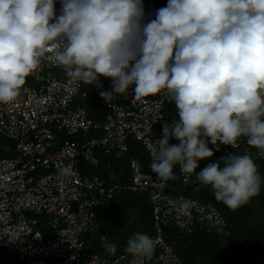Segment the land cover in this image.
<instances>
[{
	"label": "clouds",
	"instance_id": "clouds-1",
	"mask_svg": "<svg viewBox=\"0 0 264 264\" xmlns=\"http://www.w3.org/2000/svg\"><path fill=\"white\" fill-rule=\"evenodd\" d=\"M60 2L57 16L56 0H0V104L14 102L45 60L74 81L100 86L110 78L112 90L100 92L106 101L132 85L136 102L164 94L178 119L149 145L157 178L175 179L179 165L232 210L260 194L258 166L247 153L196 169L214 155L209 140L235 149L246 138L264 157V0H168L146 24L142 0ZM100 239L115 253L109 237ZM154 251L142 233L125 248L132 264Z\"/></svg>",
	"mask_w": 264,
	"mask_h": 264
},
{
	"label": "built area",
	"instance_id": "built-area-1",
	"mask_svg": "<svg viewBox=\"0 0 264 264\" xmlns=\"http://www.w3.org/2000/svg\"><path fill=\"white\" fill-rule=\"evenodd\" d=\"M148 2L142 0L144 14ZM51 67L62 68L43 61L26 78L16 100L0 104V136L10 142L3 150L16 151L14 156H0V264H12L11 257L16 264H132L133 258L126 252L83 253L82 236L97 229L98 208L110 205L115 193L125 188L147 192L152 203L154 225L149 237L155 241V251L143 264L182 263L175 242L165 239L168 227L180 234L197 228L225 230L226 219L215 205L185 193L187 185L196 188L201 184L195 173L186 177L179 169L184 190L172 193L167 190L169 180H159L150 168L149 145L162 138L163 124L172 123L164 111L166 95L136 102L132 85L128 93L113 94L106 101L100 92L111 90L96 84L84 89L85 83L68 78L62 71L52 72ZM79 94L105 107L103 121L93 119L84 105L76 103ZM59 132H65L66 137L57 143ZM132 138L142 143L149 161L144 165L138 157H131L129 181L107 182L82 170V163H100L101 149L123 156ZM169 143L179 141L171 138ZM238 144L235 149L223 145V154L227 157L241 149L252 159L264 161L246 138ZM212 163L206 159L196 172ZM182 201L189 204L185 211L179 209ZM41 226L52 233L46 235Z\"/></svg>",
	"mask_w": 264,
	"mask_h": 264
},
{
	"label": "trees",
	"instance_id": "trees-1",
	"mask_svg": "<svg viewBox=\"0 0 264 264\" xmlns=\"http://www.w3.org/2000/svg\"><path fill=\"white\" fill-rule=\"evenodd\" d=\"M148 12L144 14L141 21L146 24L155 19L156 11L165 7L166 0H149ZM99 88L112 90L110 78L101 77ZM91 85L84 84V89ZM76 103L87 108L88 115L95 120L103 121L106 109L103 105L87 100L79 94ZM164 111L170 121L178 119L174 103L169 100L164 105ZM94 133L93 131L89 134ZM66 137L65 132L58 133L57 143ZM6 139L0 136V156H14L16 151L12 148L4 151L3 146L7 144ZM247 143V142H246ZM9 144V143H8ZM214 155L198 161V166L206 159L219 163L222 167L224 161L223 144H211ZM252 149L254 147H251ZM234 154L243 155L241 149H236ZM138 157L144 165L149 161V154L139 140L129 139V150L123 156L117 157L113 154H102L98 165H87L82 163L81 168L85 173L98 175L107 182H124L130 179L129 159ZM258 166L261 176L260 194L251 198L250 201L232 210L222 202L215 199L210 186L200 184L195 188L193 184L187 185L185 193L197 198L204 203H212L226 219V227L223 232H208L204 228H197L190 233H181L178 242L175 243L177 253L182 257L181 264H264V161L253 159ZM176 178L169 180L168 191L177 193L184 190L181 184L178 165L174 167ZM152 203L147 192L132 189H120L112 199L110 205H101L98 208V227L93 232L83 234L85 242L84 254L98 253L103 248L101 236L109 237V242L116 247L115 253L125 252L127 241L136 233L150 235L153 228ZM45 232V227L41 226ZM47 235V233H46ZM100 253V252H99Z\"/></svg>",
	"mask_w": 264,
	"mask_h": 264
},
{
	"label": "rangeland",
	"instance_id": "rangeland-1",
	"mask_svg": "<svg viewBox=\"0 0 264 264\" xmlns=\"http://www.w3.org/2000/svg\"><path fill=\"white\" fill-rule=\"evenodd\" d=\"M61 6L62 5H61L60 0H56L55 9L58 10ZM51 71L52 72H55V73H58V72H61L62 71V72L65 73V71L63 70V68H58V67H55V68L51 67ZM85 136H89V135H85ZM5 142L10 143L8 140H6ZM45 218H46V220H44V221L47 222L49 220V216H46ZM51 233H52V230L49 229V231L47 232V235H50ZM179 235H180V233L178 231H173L170 227H168V228L165 229V239L168 242H171V241H173L175 243L178 242ZM106 252L109 253L104 247L98 250V253L99 254H103L104 255V253H106ZM105 255H110V254H105ZM9 262L12 263V264H16V260H15L14 257H11L9 259Z\"/></svg>",
	"mask_w": 264,
	"mask_h": 264
},
{
	"label": "crops",
	"instance_id": "crops-1",
	"mask_svg": "<svg viewBox=\"0 0 264 264\" xmlns=\"http://www.w3.org/2000/svg\"><path fill=\"white\" fill-rule=\"evenodd\" d=\"M91 87V86H90ZM105 119V118H104ZM100 150V149H99ZM104 153H106L104 150H100L99 151V153H98V155H99V157H100V161H101V158H102V154H104ZM107 154H113V155H115L114 153H107ZM116 156V155H115ZM115 182H117V181H115Z\"/></svg>",
	"mask_w": 264,
	"mask_h": 264
}]
</instances>
